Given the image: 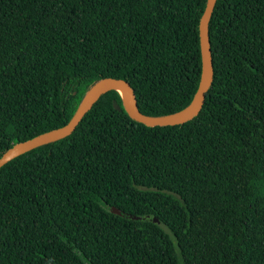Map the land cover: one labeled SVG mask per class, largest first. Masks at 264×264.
<instances>
[{
    "label": "trees",
    "instance_id": "1",
    "mask_svg": "<svg viewBox=\"0 0 264 264\" xmlns=\"http://www.w3.org/2000/svg\"><path fill=\"white\" fill-rule=\"evenodd\" d=\"M205 3L0 0V156L67 123L105 77L143 114L187 106ZM208 34L191 120L146 126L110 90L0 167V264H264V0H216Z\"/></svg>",
    "mask_w": 264,
    "mask_h": 264
},
{
    "label": "water",
    "instance_id": "2",
    "mask_svg": "<svg viewBox=\"0 0 264 264\" xmlns=\"http://www.w3.org/2000/svg\"><path fill=\"white\" fill-rule=\"evenodd\" d=\"M215 3L216 0H206L204 10L199 19L198 29L201 56L200 78L197 90L187 106L175 112L161 116L143 114L135 102L133 90L130 84L125 79L105 77L98 80L86 92L76 111L67 123L45 131L27 140L13 144L0 156V167L12 158L32 148L55 141L70 134L82 119L84 114L90 110L99 97L110 90H117L119 92L122 106L128 116L133 120L145 124L146 126L178 125L195 117L201 109L205 94L209 89L213 78V62L210 53L208 24ZM113 106L115 109H119V105L116 101H113ZM111 211L116 214H121L120 210L114 206L111 207ZM154 221L157 220L154 218Z\"/></svg>",
    "mask_w": 264,
    "mask_h": 264
}]
</instances>
